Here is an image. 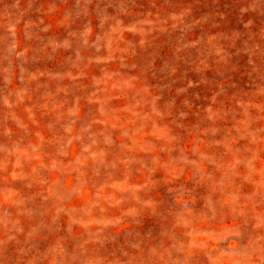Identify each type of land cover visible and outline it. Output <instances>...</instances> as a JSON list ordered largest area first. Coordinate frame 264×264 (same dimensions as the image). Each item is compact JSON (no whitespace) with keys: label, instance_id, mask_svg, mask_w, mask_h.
Returning <instances> with one entry per match:
<instances>
[{"label":"rangeland","instance_id":"374dc122","mask_svg":"<svg viewBox=\"0 0 264 264\" xmlns=\"http://www.w3.org/2000/svg\"><path fill=\"white\" fill-rule=\"evenodd\" d=\"M0 264H264V0H0Z\"/></svg>","mask_w":264,"mask_h":264}]
</instances>
